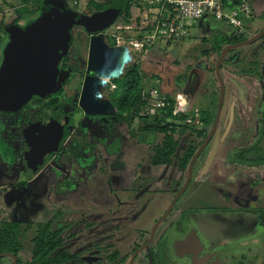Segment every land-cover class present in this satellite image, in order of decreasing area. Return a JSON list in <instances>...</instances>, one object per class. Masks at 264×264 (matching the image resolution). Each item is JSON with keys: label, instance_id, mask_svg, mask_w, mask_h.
<instances>
[{"label": "rangeland", "instance_id": "obj_1", "mask_svg": "<svg viewBox=\"0 0 264 264\" xmlns=\"http://www.w3.org/2000/svg\"><path fill=\"white\" fill-rule=\"evenodd\" d=\"M81 1L76 0L77 3ZM248 1L256 19L249 23L250 29L246 27L244 34L246 39L264 29V0ZM22 4V0H0V27L10 25L22 18L23 15H18L16 12ZM141 19H144L143 13L133 9L132 22L139 23ZM209 22L196 25L182 41L171 43L157 41L147 52L135 54L142 62L145 74L142 96L153 98L156 104L165 102L162 94L171 92L170 89L166 90V87L159 89L154 83L149 84L150 75L157 62L165 63V70L160 71L165 75V86L167 82L168 85L172 84L171 79L175 80L180 73L194 71L199 75L201 80L195 94H186L187 86L183 91L176 88L174 96L171 94L175 101V110L191 109L187 113L180 112L178 115H188V122L193 121L195 126H203V120L208 113H211L212 119H215L219 103L220 86L216 73L210 70L217 60L212 57L209 63L208 59L203 57V51L207 49L203 40L205 34L214 35L216 29H220L221 34H225V31L222 27L218 28L220 25L215 20ZM134 26L136 28V25ZM114 33L125 40L142 35L137 30L128 35L124 32ZM114 35L110 38L112 46L116 44ZM226 58L224 67L225 65L227 67L221 72L226 88V99L216 138L212 139L197 160L188 190L156 234L153 248L160 254L159 264H174L172 255L166 256L165 259V250L161 246L166 239L176 233L175 223L194 209L215 207L218 211L264 212V166L243 167L232 163L229 159V155H233L237 150L253 146L258 142L257 128L264 112V40L236 49ZM64 84L65 79L59 78L56 90L51 95L52 99L59 100ZM65 89L68 96L76 95L75 83L66 84ZM186 95L189 96L188 99L184 98ZM61 104L64 116L69 118L68 128L74 132L83 123L93 136L91 128L85 122L87 118L78 111L77 103L73 101L67 104L62 97ZM162 110L158 115L160 119L163 118ZM141 114L147 113L141 110ZM140 126L142 125L139 120L130 127L120 123L110 127L108 133V128L102 132L104 126L97 125V130L100 129L102 132L100 135L109 142L110 146L113 145L112 149H104V146L100 145L98 149L103 151L101 154L92 156L87 150L83 155L78 156L77 161L71 160L70 163L62 157L60 162L54 160L53 164L57 163V167L61 166L63 169L58 170L55 166L51 168L50 163L47 164L43 168L42 177L35 180L32 186H13L10 191L9 188L1 190L0 224L19 221L34 226L42 223H52L55 227L69 225L67 232L77 235L71 245L76 252L81 253L82 260L87 264H113L108 258V253L111 255L119 253L117 255L120 257L126 256L124 264H129L136 248L135 244L141 245L149 238V232L155 221L167 211L175 195L183 187L188 174L187 171L181 172L169 166H145L135 174L133 167L136 160L142 156V153L144 156V152L148 150L147 145L139 143L141 136L137 137V142L130 137L132 133L136 134ZM90 139L94 140V138ZM154 139L156 140V137ZM69 141L70 137L61 140L62 149ZM124 145H128L133 151L142 147L140 156L131 154L127 146L123 151L120 150ZM8 148L11 146L2 142L0 136L1 160H12L9 154L3 153V149ZM118 152L121 154L119 159L110 156ZM118 160L119 166H114ZM99 161L104 162L103 173L99 172L100 165L95 164ZM14 162L15 160L5 163L0 161V186L14 185L18 179L24 167L21 155L16 163ZM94 164L98 168H95ZM1 173L16 180H1ZM25 189L27 191H24ZM236 199L247 207H241L236 203ZM194 222L208 237L210 236L213 242H223L219 244L220 247L254 228V223L248 226L245 220L234 216L233 213H208L204 216L197 214ZM259 244L262 245L260 249L264 250V233ZM26 246V250L20 253L22 260L20 264H32L30 254L33 245ZM241 262L261 264L255 259H243ZM1 264H14V262L10 258H3ZM135 264H149L146 252L138 256Z\"/></svg>", "mask_w": 264, "mask_h": 264}, {"label": "flooded vegetation", "instance_id": "obj_2", "mask_svg": "<svg viewBox=\"0 0 264 264\" xmlns=\"http://www.w3.org/2000/svg\"><path fill=\"white\" fill-rule=\"evenodd\" d=\"M102 1H104V0H102ZM115 3L116 4L112 9L117 8L119 0H115ZM82 7H83V4L81 2L80 3L75 2V6H73V7L70 6V8L72 9V11L75 13L76 16L83 18L84 20H86L88 22L96 23V22H99V21H101L107 17V14H104V13L103 14L86 15L84 12H82L80 10V9H82ZM121 11H123V8ZM39 13H38V15H39ZM36 17H34V18H36ZM27 21H29V20L22 19L21 21H19L18 23H15V24H20V25L24 26ZM132 23L134 24V22H132ZM13 24H10V25H13ZM135 25H136V23H135ZM118 26H122V27L126 26L122 23L120 18L114 19L110 24H108L107 26L102 27L100 29L94 28L91 30V29H88L87 27H85L84 25H76L71 29L70 33L72 36V40L70 42V46L68 48L66 55L60 60L59 65H58V78L56 81V85L58 83L59 78L62 77L65 79V84L62 88V92H60L59 100L51 98V95L54 93L53 92L51 95H49L45 98H42V97L32 98V99L28 100L26 105H24L23 107L18 108V109H8V110L0 109V136L2 137V142H5V144H7V145L9 144L11 146V148L3 149V153L9 154L12 157V160H10V161L13 162V160H15L14 163H16L19 156L21 155L23 166H24L23 169L20 171L19 177L17 180L15 178H10V176H8V175L6 176V175H3L1 173V180H4V181L5 180H10V181L16 180V182H14V185L0 186V191L4 190V189L8 190V188L10 191L13 188V186H24V185L25 186H28V185L32 186V184H34L35 180L42 177V174L44 172L43 168L49 163L51 165V168L53 166H55L56 168H58V170L63 169L61 166L57 167V163L53 164V162H54V160L55 161L57 160L58 162H60V158L65 156L64 152H65L66 148L70 147V144H73V140H74L73 134L75 132H80V130H83L84 133L89 136V138H94L95 141L97 140L99 142L98 146L103 144L104 149H106L107 146L105 143L109 144V142L106 141L105 138H103L100 135V133L105 132L106 128H108L107 132L109 133L110 127L112 128V126H115L117 124V122H116L117 118L116 117L120 113L119 112V104H118V101L116 99V96L119 97L117 94L120 91V89H119V86L115 82L120 80V79H122V80L125 79V77L127 75V71L132 69V68L135 71L137 69H139V71H140L139 75L143 74L142 62L139 61L138 56L135 55L137 51L133 50L132 48L127 49L128 50V56L130 59H129V62L126 64V66L122 72V75L120 76V78L118 80H110V79L105 78V77H100V79H102L106 82V85H105V87H100L97 95L101 101L108 100L112 103V105L114 107V112H115L114 115H112V116L111 115H88L81 108L80 100H81V96L83 93V89H84V85H85L86 80L97 78V76L94 72L89 71V56H90V49H91V45H92V40L96 37L103 36L102 41L105 45H107L109 47H115V48L116 47H122V46H118L116 41H115V43H116L115 46H112L110 43V38L113 37V35L115 34L114 32H117L116 27H118ZM9 29H10L9 25L4 26V27H0V66L2 64V51H3L5 44L8 42L7 32ZM262 31H264V29L261 30L260 32H257V34L253 35L251 38L259 35ZM251 38H249V39H251ZM249 39H247V40H249ZM260 41H258V42H260ZM137 53H139V52H137ZM139 54H142V53H139ZM164 70H165V63L162 64L160 62H157V64L154 65L152 75H150V84L154 83V85L159 89L160 88L163 89L164 87H166V90L170 89L171 92L170 93L168 92L166 94L171 95L174 93L175 89L180 85V83H179L180 81L178 82L177 79H180L181 75L184 73H180L175 78V80L172 78L171 79L172 84L168 85V82H167V86H165L166 78H165V75L161 74V72ZM195 76H199V75L197 73H195L194 71L188 73L186 86L190 85L193 82L192 80H194ZM158 77L161 79H159ZM200 80L201 79L199 78V82H200ZM73 83H75L76 95L75 96L74 95L68 96L66 89H65L66 84L70 85ZM56 85H55L54 91L56 90ZM219 89H220V87H219ZM225 91H226V88H225ZM125 92H126V90H124V92L122 91V93H125ZM188 92H189V90L186 92V94H189ZM62 97L65 98V102L67 104H71L73 101H75L77 103L78 111L84 116V118H87L85 122L91 128V130L93 132V136L84 127L83 123L74 132H72L68 128L67 125H68L69 118L65 117L64 113L62 111V104H61ZM184 98L188 99L187 95L184 96ZM219 98H220V92H219ZM224 104H225V102H224ZM223 108H224V106H223ZM217 110H218V107H217ZM222 112H223V110H222ZM127 115H128L127 113H123V117L127 118ZM139 116H145V115L140 114ZM148 116H150V115H148ZM216 116H217V112L215 113V120H216ZM136 120H139L140 124L142 125V121L139 118H136ZM135 121H133V123ZM42 122L44 125V131L46 133H47L46 129H47L48 125L53 130V133L51 135V139H52V141H54V136H55V139L57 142V150L53 154H48L49 153L48 149H46V151L42 152V150H43L42 142L46 141V139H45L46 137H44V134H42ZM120 123H125L129 127L132 125V123L129 125V122H127L125 120L122 122H118V124H120ZM214 123H215V121H214ZM214 123L212 124L211 129H212ZM97 125L104 126V129L102 132L100 129H99V131L97 130ZM218 128H219V126H218ZM66 130L70 131V134L67 137L65 136ZM140 132H141V130L139 129L136 132V134L132 133V136H130V137L133 138L137 142V137L141 136ZM110 134H111V132H110ZM68 137H70V141L67 144V146L62 149L61 140L66 139ZM213 138H216V134ZM205 140H203V142ZM139 143H140V140H139ZM108 146L110 147V144ZM125 146H127V150L131 154L134 153V154H138L140 156L142 147L139 150L133 151L131 147H129L128 145H124L121 147L120 150L123 151ZM34 148H36V150ZM50 149L54 150V145ZM107 149H108V147H107ZM238 152H239V150L234 152L233 155H229L230 161H231V158L234 157V155ZM215 153L216 152H214V154ZM118 154H119V152H118ZM113 155H115V154H112L110 156H113ZM139 160H140V157L136 161L138 162ZM0 161L4 162V163L10 162L8 159L1 160V157H0ZM99 162H95V164L98 165ZM231 162L234 163L233 161H231ZM95 164L93 166L95 168H98L99 165L95 166ZM102 164H104V162H102ZM234 164H237V163H234ZM237 165H239V164H237ZM93 166H92V168H93ZM240 166H242V165H240ZM243 167H245V166H243ZM47 168H48V166H47ZM133 168L135 170V174H137L138 170L142 169L143 167L137 168L135 165V167H133ZM188 170H189V167H188ZM99 172L103 173V170L101 171V169H99ZM187 176H188V174H187ZM185 183H186V181H185ZM185 183H184V185H185ZM180 190L177 192V194L180 192ZM24 191H27V190L25 189ZM184 194L181 196V198L184 196ZM176 195H175V197H176ZM181 198L178 200V202L181 200ZM236 203L240 204L238 199H236ZM244 204H247V203H244ZM240 206L241 207H247V205H243V204H240ZM174 210H175V208H174ZM173 211H172V213H173ZM166 212L163 214V216L166 214ZM172 213L169 215V217L161 225H163L165 222H167V220L170 218ZM191 213L187 214L186 217H182L178 222L175 223L174 231L176 233H174V235H172L170 238L166 239L164 241V245L161 246V248L163 247V249L165 250L164 251L165 259H167L166 256L172 255L174 258L173 259L174 264H195V259H201V260L208 259L206 264H242L241 261H243V259H245V260L255 259V260L260 261L261 264H264V250L260 249L262 247V245L259 244L261 239L256 238V236H254L256 222L258 221V220L254 221V218H256V216H258L257 214H255V210L218 211L214 207V208L200 209V210L194 209ZM208 213L209 214H217V213H219V214H231V213H233L234 216H236L240 219H242L240 217V215H242V216L246 215V216H248V221H246V223H248V226L251 223H254V228L252 230H248L246 233L239 236L238 238H235V239L228 241L227 244L224 245L223 247H220L219 244H221L223 242H220V243L219 242L218 243L213 242L211 240L210 236L208 237L207 234L204 233L201 229H199V227L194 222V217L197 216V214L204 216V214L208 215ZM259 213H260V211H259ZM163 216L160 219H162ZM99 218H101V217H99ZM159 220L155 221L153 227L151 228V231L149 232V238L141 245L135 244L136 248L133 251V254L131 255V259H132V256L137 251H139L143 246H145L147 244V242L150 239L152 230H153L154 226L159 222ZM11 222H13V221H11ZM161 225H159V227L157 228L156 234H157L159 228L161 227ZM192 235L195 236V239L198 242L200 247L198 248L195 244V245H193V247L189 246V248L187 247L184 250H180L177 247V243L178 242H181V243L188 242V240H190ZM155 237H156V235H155ZM155 237H154V240L150 246V251L152 253L153 264H154L155 258H156L157 264H159L158 261L160 260L159 259L160 254L158 253V251L156 249L153 248V243L155 241ZM96 245L97 244H95V246ZM253 245L257 246L256 251H255V248ZM100 248L102 249V247H100ZM103 250H105V249L103 248ZM143 252H146L149 264H151L150 263L151 261L149 259V252L147 250H145V251H142L141 253H143ZM138 256L136 257L135 262L138 259ZM125 257L126 256H121L118 259L117 255L115 257V255H111L108 253V258L110 259L111 262H113V264H118L119 263L118 261L121 258H125ZM131 259H130V261H131ZM135 262H134V264H135Z\"/></svg>", "mask_w": 264, "mask_h": 264}, {"label": "trees", "instance_id": "obj_3", "mask_svg": "<svg viewBox=\"0 0 264 264\" xmlns=\"http://www.w3.org/2000/svg\"><path fill=\"white\" fill-rule=\"evenodd\" d=\"M150 1L154 3L151 5L149 4ZM22 2L23 4L16 9V12L18 15L23 16L15 21L14 24L22 19H33L36 14L38 15L43 5V0H22ZM66 2L69 6L73 7L75 6L76 0H66ZM81 3L83 7L80 10L86 15L103 13L108 15L115 10L112 8L116 4L115 0H82ZM133 9L139 10L140 13L144 15V19L136 23V27H140L143 24L147 27L146 30H150L152 28L150 23L158 18L161 6L157 5L155 0H126L123 5V11H120L116 18H120L122 23L126 26L132 25ZM208 23L210 22H206L205 24ZM218 24L220 25L218 28L222 27L225 34H221L222 31L220 29H216L214 35L209 33L204 35L203 41L207 45V49L203 51V57L208 59L209 63L212 57L218 60L227 46L239 44L247 40L244 34L237 35V32L231 30L224 24L219 22ZM13 25H9V28ZM141 37L142 35H140L139 38ZM226 62L227 58H225L222 63L221 72L227 67V65L224 67V63ZM210 70L216 73V64L211 66ZM139 74V69L135 71L132 68L127 71L125 79H120L115 82L120 89L117 94L119 97L116 96L120 112L116 117L117 124L125 120L129 122L130 125L136 118L142 121V126L140 127V143L142 145H147L148 150L144 152V156L142 153L140 160L135 165L137 168L145 166H169L177 168L181 172H188V167L192 158L203 144V140L208 136L215 119H212V114L208 113L203 120V126H194L193 121L188 122V115H174L175 101L173 99V94V96L162 94L165 103L169 104L162 110L161 115L163 118L160 119L159 116L153 117L148 115L139 116L141 110H144L147 106L153 108L159 103L156 104V101L151 97L144 98L142 96L143 89L145 88V74L144 72L141 75ZM187 77L188 72L182 74L180 79H177L178 82L180 81V85L177 87L178 90H184ZM124 90H126V92L122 93ZM123 113L128 114L127 118L123 117ZM203 114H205V112ZM69 134L70 131L66 130L65 136L67 137ZM258 134V142L253 146H248L239 150V152L231 158V161L249 168L264 166V112L261 121L258 123ZM73 137V144H70V147L66 148L64 152L65 156H63L67 159L68 163H70L71 160L77 161L78 156L83 155L87 150H89V154L92 156L103 152L98 149V147H100L98 146L99 142L97 140H91L83 130L75 132ZM155 137L156 140L154 139ZM105 144L108 150L112 149L113 145L109 147L108 143ZM101 145L104 146L103 144ZM113 156L119 159L121 154H115ZM116 163L114 166H119V160ZM98 165H100L102 171L104 168L102 166L103 164L99 162ZM255 214L259 217L254 218V221L258 220L255 226L254 236L261 239L264 233V212L259 213V211H255ZM240 217L248 221V216L240 215ZM260 219L261 222H259ZM69 227V225L55 227L52 223H42L34 226L33 224H23L19 221L1 223L0 254L15 255L18 259V264H20L22 263L20 253L25 251L27 248L26 245L29 244L33 245L30 254L32 257V264H87L82 260L81 253L76 252L71 245L77 235L67 232ZM253 246L256 251L257 246ZM117 254L118 253L114 254L115 257ZM117 257L119 259L120 256L117 255ZM1 261L2 259H0V264ZM125 261L126 258H121L118 262L119 264H124ZM154 264H157L156 258Z\"/></svg>", "mask_w": 264, "mask_h": 264}, {"label": "water", "instance_id": "obj_4", "mask_svg": "<svg viewBox=\"0 0 264 264\" xmlns=\"http://www.w3.org/2000/svg\"><path fill=\"white\" fill-rule=\"evenodd\" d=\"M126 0H120L117 8L110 12L103 20L92 23L75 15L66 0H43L39 15L26 22L24 26L14 24L7 32L8 42L2 51V64L0 66V109H18L26 105L32 98H45L54 92L58 78V65L66 55L72 40L71 29L76 25H84L88 29H100L110 24L120 13ZM264 38V31L259 35L239 44L227 46L216 62V76L220 86V98L215 123L199 150L195 153L189 164L188 176L185 185L170 204L166 214L154 226L150 239L145 246L137 251L129 264H134L136 257L147 250L150 263L152 253L150 246L156 235L157 228L172 213L178 200L187 191L193 179L194 167L204 150L215 136L221 121L222 110L226 98L225 83L221 75V66L227 55L236 49L255 44ZM103 36L92 40L89 56V71L96 74V79H87L80 100V106L88 115H114V107L108 100L101 101L97 93L106 82L100 77L118 80L129 62L128 50L124 47H109L102 41ZM186 87L188 93L196 92L199 76ZM42 134L46 141L42 142V152L48 149V154L57 150V142L51 139L53 130L47 126ZM57 136V135H56ZM54 145V150L50 148ZM36 150V148H34ZM199 244L192 235L186 243H177L180 250ZM10 258L14 264L18 259L12 254H0V259ZM208 259H195V264H206Z\"/></svg>", "mask_w": 264, "mask_h": 264}, {"label": "built area", "instance_id": "obj_5", "mask_svg": "<svg viewBox=\"0 0 264 264\" xmlns=\"http://www.w3.org/2000/svg\"><path fill=\"white\" fill-rule=\"evenodd\" d=\"M153 3L149 2L151 5ZM155 3L160 5L161 9L158 18L150 23L152 28L146 30L147 27L143 24L135 28V23L116 27L117 32H124L127 35L135 30L142 34L141 38H126V40L114 35L118 46L132 48L139 53L147 52L157 41L164 43L182 41L196 25L214 20L237 32V35H243L246 27L251 28L249 23L256 19L248 0H155ZM166 104L159 102L153 108L147 106L144 109L147 113L145 115L158 116L159 112L169 105ZM190 110L179 108L174 110V115L180 112L187 113Z\"/></svg>", "mask_w": 264, "mask_h": 264}, {"label": "bare ground", "instance_id": "obj_6", "mask_svg": "<svg viewBox=\"0 0 264 264\" xmlns=\"http://www.w3.org/2000/svg\"><path fill=\"white\" fill-rule=\"evenodd\" d=\"M188 86V85H187ZM188 91V90H187ZM186 105V103H184Z\"/></svg>", "mask_w": 264, "mask_h": 264}, {"label": "crops", "instance_id": "obj_7", "mask_svg": "<svg viewBox=\"0 0 264 264\" xmlns=\"http://www.w3.org/2000/svg\"><path fill=\"white\" fill-rule=\"evenodd\" d=\"M251 4V3H250ZM264 20V19H263Z\"/></svg>", "mask_w": 264, "mask_h": 264}]
</instances>
